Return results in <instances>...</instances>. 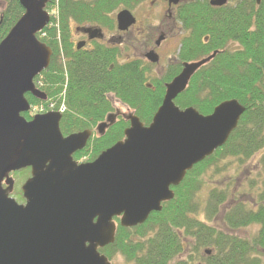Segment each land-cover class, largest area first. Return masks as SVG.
<instances>
[{"label":"water","instance_id":"95a60500","mask_svg":"<svg viewBox=\"0 0 264 264\" xmlns=\"http://www.w3.org/2000/svg\"><path fill=\"white\" fill-rule=\"evenodd\" d=\"M48 3L20 0L24 13L0 43V264H112L100 250L116 240L115 219L129 229L161 212L175 197L173 187L226 145L246 109L228 100L205 116L175 104L215 52L185 64L166 85L149 126L129 115L124 140L94 162L78 165L72 155L84 147L89 131L65 138L58 113L32 121L23 116L31 109L27 94L45 99L35 78L49 68L53 55L38 39L50 23ZM227 3L210 2L213 7ZM129 16L121 13L120 23H128ZM105 127L100 125L101 133ZM27 168L31 176L20 204L11 196V175Z\"/></svg>","mask_w":264,"mask_h":264},{"label":"trees","instance_id":"16d2710c","mask_svg":"<svg viewBox=\"0 0 264 264\" xmlns=\"http://www.w3.org/2000/svg\"><path fill=\"white\" fill-rule=\"evenodd\" d=\"M104 5L108 9L109 6ZM0 6L3 8L0 13L1 43L24 10L20 0H0ZM88 13H103L102 1L85 5L80 1L60 0L62 24L70 17L78 18L75 15ZM185 15L188 28L193 31L184 49L186 60H197L214 51L219 54L196 73L188 89L175 100L176 105L183 110L195 108L207 116L221 103L237 100L245 107V114L226 145L194 167L178 187H173L175 197L163 204L161 212L151 214L145 224L129 229L122 228L116 219V240L100 252L112 264H121L119 261L123 264H264L261 259L264 191L257 190L258 182L251 181L247 186L258 193L257 201L252 204L241 201L240 197L235 199L231 185L210 188L204 197L201 196L208 174L220 176L221 172H227L231 159L241 167L253 164L251 174L261 180L264 178V0L260 4L256 0H238L233 7L222 8H212L204 0L190 6ZM55 22L52 19V23ZM38 38L54 52L49 69L41 74L42 90L55 95L59 84L58 92L63 93L71 110L67 122L80 119L85 123L83 111L89 101L90 124L85 127L96 125L105 117L101 109L111 110L110 102L96 96L116 88L121 101L145 125L151 123L162 104L163 87L151 95L139 85L137 89L131 88L127 78L116 87L110 78L103 82L101 69L92 62H80L75 70L63 65L59 69L55 27H47ZM35 81L41 82L40 76ZM27 98L33 106L39 105L33 103V97L28 95ZM103 103L105 106L101 107ZM125 126L122 122L104 140L95 143L93 158L123 138ZM23 174L25 171L16 175ZM199 216L203 219H198ZM249 227L259 229L250 239L232 234Z\"/></svg>","mask_w":264,"mask_h":264},{"label":"flooded vegetation","instance_id":"af4514ba","mask_svg":"<svg viewBox=\"0 0 264 264\" xmlns=\"http://www.w3.org/2000/svg\"><path fill=\"white\" fill-rule=\"evenodd\" d=\"M79 1L85 5L102 1L103 13L75 15L78 18L70 17L69 21L62 24L63 17L60 14L59 0L54 16L58 42L56 54L58 68L63 65L73 67L72 69L75 70L80 62H92L101 69L103 82L110 78L112 83L118 87L117 84H122L127 78L131 88L137 89L136 85H139L141 89H148L152 95L163 87L165 96L166 85L181 74L185 64L203 60L218 52L214 51L193 61L186 60L185 57L184 49L191 41L193 33L188 28V18L185 14L190 6L204 0H75V2ZM211 1L207 0L210 6ZM104 3L109 6L108 9ZM235 3L233 0H228L223 7H233ZM47 7L50 10V6ZM124 12L130 15L128 23L119 21V16ZM43 36L45 37L46 33H43ZM42 79L40 75L41 82L37 84L35 81V83L38 90L45 94V99H37L27 94L26 98L28 95L33 97V103L38 102L39 105L33 106L27 98L31 109L25 113V118L27 121H32L38 115L58 113L60 115L59 128L65 138L89 131L91 135L84 147L72 155L74 162L78 165L94 162L102 153L93 158L94 144L104 140L122 122L126 123L125 131L130 127L128 116L131 114L137 116L129 106L121 101L117 95L118 89L115 88V91L104 92L96 96L111 104L109 112L101 109L105 117L96 125L90 128L85 127L90 124L89 101L85 103L83 111L86 117L82 120L85 123L80 119L67 122L71 110L63 93L58 92L59 84L55 88L56 94L50 95L42 90ZM119 105L127 107L130 112L123 113ZM102 106L105 104L103 103ZM109 117H111L110 121H108ZM102 124H106V127L101 133L99 127ZM22 171H25V176H29L25 179V183L31 176V169L27 168ZM15 174L11 175L13 179ZM14 182L13 194L21 195V202L24 204L25 200L22 196L24 183L20 187L21 193L19 194V192L16 193L18 186H16L15 179Z\"/></svg>","mask_w":264,"mask_h":264},{"label":"rangeland","instance_id":"374dc122","mask_svg":"<svg viewBox=\"0 0 264 264\" xmlns=\"http://www.w3.org/2000/svg\"><path fill=\"white\" fill-rule=\"evenodd\" d=\"M237 0H233V2H236ZM3 8L0 6V13ZM53 13V12H52ZM235 48V46H234ZM121 107V111L125 114H128L130 111L127 109V107ZM260 158V157H259ZM255 160L258 159V156L254 158ZM255 160L253 163H255ZM231 162V163H230ZM233 159H231L227 165V172L223 173L221 172L220 176H212L211 173L208 174L206 177V187H204L203 191L201 192V196L204 197L205 193L207 192L208 189L213 188V187H219L223 188L226 185H231V189H233V194L235 199L241 198V201L252 204L255 201H257L258 196L256 192L250 191L252 189H249L247 186L251 181H254L255 183L258 182L259 187H257V190L260 192L264 191V182L263 179H258L256 178L255 175H252L251 172H253L254 168L253 164L248 163L245 165V167H241L237 165ZM234 163V164H233ZM29 176L23 175H16L14 176V179L16 181V186H18V190H16V193L20 191L21 185L24 183L25 179L28 178ZM256 189V187H255ZM254 189V190H255ZM13 197L17 200V202L21 203V199L19 198V195H14ZM21 197V196H20ZM22 198V197H21ZM198 219L202 220L203 216H199ZM219 222H216L218 224ZM259 229L258 227H249V228H242L237 231H234L232 234L237 236L240 239H250L251 237L257 235ZM261 259L264 261V250L262 251L261 254ZM121 264H123L122 261Z\"/></svg>","mask_w":264,"mask_h":264}]
</instances>
